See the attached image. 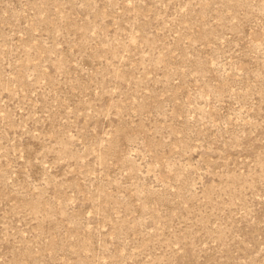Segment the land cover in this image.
Segmentation results:
<instances>
[{
	"label": "rangeland",
	"instance_id": "rangeland-1",
	"mask_svg": "<svg viewBox=\"0 0 264 264\" xmlns=\"http://www.w3.org/2000/svg\"><path fill=\"white\" fill-rule=\"evenodd\" d=\"M0 264H264V0H0Z\"/></svg>",
	"mask_w": 264,
	"mask_h": 264
}]
</instances>
